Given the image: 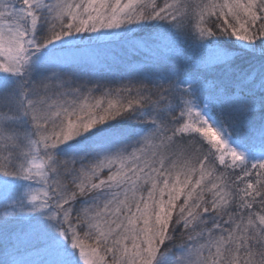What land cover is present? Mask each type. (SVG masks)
Instances as JSON below:
<instances>
[{
    "label": "snow or ice",
    "instance_id": "obj_1",
    "mask_svg": "<svg viewBox=\"0 0 264 264\" xmlns=\"http://www.w3.org/2000/svg\"><path fill=\"white\" fill-rule=\"evenodd\" d=\"M0 264H264V0H0Z\"/></svg>",
    "mask_w": 264,
    "mask_h": 264
}]
</instances>
